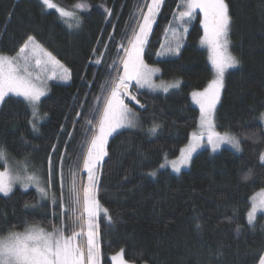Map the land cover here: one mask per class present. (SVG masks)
<instances>
[{"label":"trees","instance_id":"obj_1","mask_svg":"<svg viewBox=\"0 0 264 264\" xmlns=\"http://www.w3.org/2000/svg\"><path fill=\"white\" fill-rule=\"evenodd\" d=\"M58 1L65 7L80 1L89 4L88 11L80 12L79 28L71 30L40 0H0V52L15 55L31 35L71 72L68 84L53 83L41 100L42 123L36 131L23 99L11 96L0 107V146L14 161H27L34 172L46 178L51 154L57 174L47 188L57 201L61 196V156L66 198L69 169L81 165L79 181L92 135L85 118H91L100 85L116 75L109 67L113 61L122 71L118 56L124 52L118 53V45L127 46L126 32L131 35L140 11L147 9L146 0ZM181 1L164 0L143 60L160 69V78H180L182 83L167 94L138 92L145 110L127 102L139 116L138 127L122 129L110 138L108 155L98 169L97 198L112 218L109 223L104 213L97 217L101 264H112L110 256L120 250L134 264H259L264 250V214H259L254 227L246 219L251 196L264 189V166L259 163L264 152L260 121L264 113V0H226L232 17L231 49L241 65L226 75L215 122L219 132L240 139L242 151L222 148L211 152L205 148L195 154L188 170L174 174L166 169L155 178L148 175L188 143L199 122L191 93L204 90L213 77L210 54L201 45L204 17L200 10L193 20L185 17L178 24L187 30L179 55L157 58L165 33L185 10ZM97 58L100 64L94 63ZM154 123L160 128L150 135L148 129ZM249 172L251 178L243 180ZM81 178L83 182L84 176ZM38 200L35 189L16 188L8 196L0 194V236L23 232L29 225L46 231L59 227L61 219L52 213L60 209L53 206L52 197L40 205ZM70 232L69 228L65 234Z\"/></svg>","mask_w":264,"mask_h":264},{"label":"snow or ice","instance_id":"obj_2","mask_svg":"<svg viewBox=\"0 0 264 264\" xmlns=\"http://www.w3.org/2000/svg\"><path fill=\"white\" fill-rule=\"evenodd\" d=\"M45 9H56L61 18H73V12L66 11L58 7L53 0H40ZM164 0H151V3L145 2L147 12L140 11V19L131 26V35L125 34L127 46L123 43L118 45V53L123 50L124 56L119 57L122 65V74L116 61L109 67L116 72L108 81L100 85V95L95 97V104L92 109L91 118H85L87 130L92 133L88 140L87 151L82 158V168L87 173V183L80 184L78 173L81 165L76 164L69 169L70 181L67 187V197L64 195V172L63 156L60 164L61 196L59 201L53 196L52 204L59 207L60 212L52 213L61 219L59 227L53 226L52 231H46L38 225H29L24 232H10L6 236L0 237V264H100V248L98 241L97 217L103 211L112 222L107 209H101L97 198L99 192L98 169L108 155L106 145L108 138L122 128H136L138 121L135 112L125 103V97L131 101L137 100L136 95L130 91L132 81H135L137 88L148 87L149 89H162L168 92L170 88H179L180 81L173 83L157 85L153 82V76L160 72L157 67H150L144 63L143 54L145 45L148 43V35L151 31L154 18ZM185 10L180 12L181 21L185 17L192 19L196 9L203 13L201 23L204 27V36L201 43L207 45L210 55L214 78L209 82L203 91H194L191 93L192 100L200 108V132L191 134L189 144L180 149V156L166 164H160L159 168L171 167L175 173H180L181 169L187 167L192 162L193 153L201 147L207 130V143L211 146L213 152L220 148L222 144L231 145L236 151H242L241 141L230 132L220 133L215 131L214 113L216 105L220 101L221 90L224 87L225 73L229 69L240 67L241 60L232 54L230 50L229 33L232 24V17L229 12V5L226 0H184ZM86 3H78L75 8L86 10ZM111 14L110 9H105ZM135 15V14H134ZM81 21L76 19V27L80 26ZM71 27V25H69ZM185 31H187L185 29ZM107 47V45H105ZM163 47V46H162ZM181 45L177 43L175 47L171 43L167 46V51L172 55H179ZM96 49L93 50L95 54ZM165 53H159L163 55ZM35 61V67L43 68L49 64L58 65L63 69L59 78L65 81L71 78V73L64 68L58 60L43 49L34 36L29 35L24 43L19 47L15 56H6L0 54V107L7 104L11 96L23 97V102L31 111L32 119L29 120L33 131L37 130L34 122L41 98L46 95L44 87L38 86L34 81H39L40 76L35 75L30 68L33 67L32 61ZM94 63L100 64L101 60L97 58ZM56 78L55 73L49 79ZM141 108L144 105H140ZM79 116L80 114L77 113ZM95 121V123H94ZM260 121L264 122V113L260 115ZM159 124H153L148 129L150 135H156ZM69 135H71L69 133ZM56 145L52 146V153H55ZM48 162V185L51 184L57 174L56 166L53 163L52 155L47 158ZM259 163L264 166V152L259 156ZM8 164L6 150L0 146V193L8 196L13 191V185L20 183L27 189L29 186H35L42 199L48 197L46 187H41L40 178L35 174L28 173V164L17 163L14 168L6 167ZM158 170H153L148 175L155 177ZM251 178V172L242 177L247 181ZM259 197V199H257ZM253 202L247 213V223L254 227V221L258 210L264 212V189L257 196L252 198ZM29 207V205H26ZM34 207V205H33ZM65 219L67 223H65ZM197 230L201 229V224L195 225ZM71 229L69 235L65 232ZM78 229V230H77ZM240 231L239 226L237 232ZM86 238V240H85ZM116 264H127L123 258V250L112 257ZM259 264H264V250L259 255Z\"/></svg>","mask_w":264,"mask_h":264},{"label":"rangeland","instance_id":"obj_3","mask_svg":"<svg viewBox=\"0 0 264 264\" xmlns=\"http://www.w3.org/2000/svg\"><path fill=\"white\" fill-rule=\"evenodd\" d=\"M53 3H55L58 7L63 8V9H65L66 11L73 12V13L75 14V16H74L73 18H61L60 15H59V13L56 11V9H48V10H53V11H55V12L59 15V17L61 18V20H63V22H64V23H65V24H66L71 30H75V29H77V28L80 27V26H79V27H76V19L78 18V19L81 21L80 12L88 11L89 8H90L89 4H88L87 2H84V1H80V2H78V3H86V4L89 6L88 9H86V10H82V9L75 8V5L78 4V3H76V4H74V5H71V6H67V7L61 5V3H60L58 0H53ZM149 3H151V0H150ZM183 4H184V0L181 1V6L184 8ZM184 9H185V8H184ZM146 12H147V9H146L145 13H146ZM158 12H159V10H158ZM158 12H157L156 15H155L154 22H155V20H156V18H157ZM196 12H199V9H196L195 12H194V14H195ZM191 20H193V18H192ZM179 23H181V21H180V19L178 18V20H177V24L174 25L173 27H171V28L165 33V35H164V37H163V40H162L163 43H162L161 48L159 49V51H158V53H157V58H158V59L175 58V57L178 56V55H172L171 53H169V52L167 51V46L169 45V43H171L173 47H175V45H176L177 43H179V44L181 45L180 51L182 50V48H183V46H184V41H185V37H186V32H187V31H185V30L183 29L182 24H181V25H178ZM69 25H71V27H70ZM80 25H81V23H80ZM153 25H154V23L152 24L151 31H150V33H149L147 39H149V36H150V34H151V32H152V29H153ZM202 28H203V36H204V27H203V24H202ZM229 40H230V42H231L230 33H229ZM37 42H38V41H37ZM38 43H39V42H38ZM39 44H40V43H39ZM40 45H41V44H40ZM201 45H202L203 48H205V49L208 50V52H209L208 47H206L207 45H204V44H202V43H201ZM162 46H163V47H162ZM42 47H43V46H42ZM43 49H45V48L43 47ZM45 50H46L47 52H50V51H48L47 49H45ZM230 50H231V52H232L231 44H230ZM159 53H165V54H163V55H159ZM179 53H180V52H179ZM0 54H3V53L0 52ZM209 54H210V52H209ZM232 54H233V52H232ZM3 55H6V54H3ZM15 55H16V54H15ZM15 55H12V56H15ZM52 55H53V54H52ZM233 55H234V54H233ZM6 56H11V55H6ZM53 56H54V55H53ZM123 56H124V55H123ZM123 56H122V57H123ZM54 57H55V56H54ZM55 58H56V57H55ZM56 60H58V59L56 58ZM58 61H59V60H58ZM59 62H60L61 65H63L64 68H67V67H66L61 61H59ZM144 63H145V62H144ZM32 64H33V67L30 68V71L33 72L34 77H35V75H39V76H40V80H39V81H34V82H35L38 86H40V87H44V88H45V90H46V95H45V96H47V95L49 94V92H50V90H51V85H52L53 83L68 84V83L70 82V79H71V78H70L69 80H67V81H65V80L59 78L60 74L63 72V69L60 68L58 65L49 64L47 67L37 68V67L34 66V65H35V61H34V60L32 61ZM145 64H146V63H145ZM210 64H211V62H210ZM119 65H121L120 62H119ZM147 65H149V64H147ZM149 66H150V67H156L155 65H149ZM157 68H158V67H157ZM67 69H68V68H67ZM229 70H230V69H229ZM229 70H228V71H229ZM228 71L225 73L224 85H225V79H226V75H227ZM53 73H55L56 78L49 79V77L53 76ZM70 73H71V72H70ZM121 74H122V71H121ZM159 75H160V72H159V73H156V74L153 76V82H154L155 84H157V85L161 84V82H163V83H165V84H168V83H173V82H175V81H177V80L180 81V85H181V83H182V79H180V78H175V79H163V78H160ZM213 78H214V72H213V77H212V79H213ZM212 79H211V80H212ZM134 86H135V81H132V82H131V85H130V88L133 89ZM135 89H136V90L147 91V92H151V93H162V94H167V93H169V92H171V91H173V90H175V89H177V88H170L168 92H164L162 89H156V90H153V89H149L148 87L137 88V87L135 86ZM223 90H224V87H223V89L221 90L220 101H221V96H222ZM196 91L199 92V91H203V90H196ZM193 92H194V91H193ZM135 93H136V92H135ZM45 96H44V97H45ZM15 97H18V96H15ZM44 97H42L41 100H42ZM136 97H137V96H136ZM18 98L23 99V97H18ZM191 99H192V96H191ZM220 101L217 103V105H216V109H217V107H218ZM192 102H193L194 106H196V107L199 109V122H198V126H197V128H196L193 132H200V131L202 130L201 127H200V108H199V105L196 104L193 100H192ZM125 103H127V102H125ZM135 114H136V113H135ZM215 116H216V110H215V113H214V116H213L214 123H215V126H216ZM136 118H137V121L139 122V116H138L137 114H136ZM36 119H37V120H36ZM36 119H35L34 122L36 123V126L38 127V125H39L40 123H42V114L40 113L39 108H38V114H37ZM36 121H37V122H36ZM263 125H264V122H263ZM122 129H123V128H122ZM122 129H118L117 132L121 131ZM203 131L205 132V135H204V139H203V141H202V143H201V147H199V148L196 150V152L193 153L192 158L195 156V154H197L199 151H201V150H203V149H205V148H207V149H209L211 152H213L211 146L208 145V143H207V130L204 129ZM215 131L219 132V131L217 130V127H215ZM117 132L113 133V135L110 136V137L108 138V141H109L110 138H112ZM193 132H192V133H193ZM192 133H191V134H192ZM220 133H221V132H220ZM90 138H91V137H90ZM238 139H239V138H238ZM239 140H240V139H239ZM190 141H191V135H190V138H189L188 143H187L184 147H186V146L189 144ZM184 147H183V148H184ZM222 148H230V149L234 150V149L231 147V145H228V144H222V145L220 146V148L217 149L215 152H219ZM181 149H182V148H181ZM86 151H87V149H86ZM234 151H235V150H234ZM240 152H241V151H240ZM179 156H180V152H179V154H178L176 157H174V158H166V159L162 162V164L169 163L170 161L177 159ZM7 161H8V164L6 165V167H9V168H14V167L16 166V164L18 163V162H16V161H14L12 158H10V156H8V155H7ZM24 162H25V161L21 160L19 163L23 164ZM27 164H28V163H27ZM190 165H191V163H190ZM190 165L187 166V167L182 168V169H181V172H182V171H185V170H188L189 167H190ZM166 169H168V170H170L171 172H173L170 166H169V167H165V168H159V167H158V168L155 169V170H158V171H157V175H158V173H159L160 171H162V170H166ZM0 170H4V166H3V167H0ZM181 172H180V173H181ZM28 173H29V174H35V175H37V176L40 178V181H41L40 186H41V187H46V189H47V191H48V197L45 198V199H42L41 196H40V194H39L38 191H37V188H36L35 186H29L27 189H25V188H23V187L21 186L20 183H16V184L13 185V190H15L16 188H20V189H22V190H24V191H27V190H30V189H35V190L37 191L38 195H39V200L37 201V205H40L41 203L45 202V201L48 200L49 198L51 199V197L53 198V195L51 194V192H50V191L48 190V188H47V185H48V178H46V177L44 176V174L41 173V172H37L36 170H35V172H34V171L32 170V167H31L29 164H28ZM173 173H174V174H179V173H175V172H173ZM81 175L84 176L83 182H82ZM97 175H98V172H97ZM157 175H156V176H157ZM156 176H155V177H156ZM151 177H152V176H151ZM155 177H153V178H155ZM79 183H80V184H86V183H87V173H86V171L83 170V168H81V171H80ZM260 192H261V190L257 191L256 193H254V194L251 196V198H250V207H249V210H250L251 205H252V202H253L252 198L255 197V196H257V194L260 193ZM0 194H2V193H0ZM9 194H10V193H9ZM257 199H259V197H257ZM249 210H248V211H249ZM101 213H103V211L100 212V214H101ZM247 213H248V212H247ZM100 214H99V215H100ZM259 214H264V212L258 210L257 215H256V219H255L254 223L257 221V218H258ZM246 219H247V216H246ZM96 222H97V221H96ZM97 224H98V223H97ZM77 230H78V229H77ZM14 232L22 233V231H14ZM23 232H24V231H23ZM98 232H99V227H98ZM3 236H6V235H3ZM0 237H2V236H0ZM85 240H86V238H85ZM98 241H99V248H100V264H101V242H100V234H99V236H98ZM119 252H121V250L115 252L114 254H112V255L110 256V259H111V261H112V264H116V262L113 261L112 257L115 256V255H116L117 253H119ZM123 258L125 259V257H124V252H123ZM125 260H126V259H125ZM126 261H127V260H126ZM127 264H134V263L127 261ZM144 264H148V263H144Z\"/></svg>","mask_w":264,"mask_h":264},{"label":"bare ground","instance_id":"obj_4","mask_svg":"<svg viewBox=\"0 0 264 264\" xmlns=\"http://www.w3.org/2000/svg\"><path fill=\"white\" fill-rule=\"evenodd\" d=\"M138 100V99H137ZM131 105H133L136 109L138 110H145L146 106L144 105L143 108H141L140 106L135 105L134 103H131L130 101H128ZM140 102V101H139ZM140 105L142 104L141 102L139 103ZM143 105V104H142Z\"/></svg>","mask_w":264,"mask_h":264},{"label":"water","instance_id":"obj_5","mask_svg":"<svg viewBox=\"0 0 264 264\" xmlns=\"http://www.w3.org/2000/svg\"><path fill=\"white\" fill-rule=\"evenodd\" d=\"M130 91V90H129ZM131 92V91H130ZM132 93V92H131ZM133 94V93H132ZM134 95V94H133ZM125 100L130 101L131 103H134L137 106H140V104H137L136 101H131L129 98L125 97Z\"/></svg>","mask_w":264,"mask_h":264}]
</instances>
